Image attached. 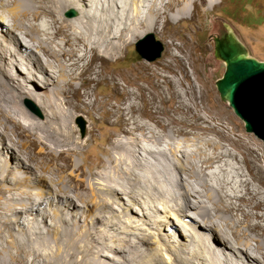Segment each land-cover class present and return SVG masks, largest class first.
I'll list each match as a JSON object with an SVG mask.
<instances>
[{
	"label": "bare ground",
	"instance_id": "bare-ground-1",
	"mask_svg": "<svg viewBox=\"0 0 264 264\" xmlns=\"http://www.w3.org/2000/svg\"><path fill=\"white\" fill-rule=\"evenodd\" d=\"M222 1L0 0V264H264V169L245 138L226 144L218 127L163 123V145L130 101L114 111L120 126L100 170L86 177L73 159L88 138L74 117L94 108L81 87L104 74L97 60Z\"/></svg>",
	"mask_w": 264,
	"mask_h": 264
},
{
	"label": "rangeland",
	"instance_id": "rangeland-1",
	"mask_svg": "<svg viewBox=\"0 0 264 264\" xmlns=\"http://www.w3.org/2000/svg\"><path fill=\"white\" fill-rule=\"evenodd\" d=\"M159 27L161 29L149 30L135 38L123 49L119 57L105 61L98 59L97 64L102 66L104 74L90 82L88 88L81 87L82 91L84 89L91 91L89 99L94 103V108L89 115L82 109L77 110V115H79L77 119L81 118L84 122L83 135L78 120L77 124L75 122L77 116L74 117V125L77 127L74 132L78 139L82 141L81 136H88L87 140L83 141L80 150L73 154V159L81 164L85 176L90 177V173L99 171L100 163L107 161L108 151L112 149L111 141L118 134L120 126V118H117L114 111L118 107L125 109L130 101H134L135 104L133 115L147 123L148 126H155L161 132L160 138L164 140L163 145H167L166 141L169 140L164 130L166 128L162 126L163 123L174 128L175 126L176 128L179 126L189 128L190 123L205 127H218L223 135H212V133L211 135L217 139L222 137L223 143L228 144L231 138H237L236 140L245 138L246 142L258 147L256 150L264 169V141L253 132L245 130L243 121L219 95L215 83L222 76L225 65L214 54L215 38L223 37L227 32L226 28H229L245 44L251 56L264 60V0H223L213 9L201 11L196 8L183 19L164 21ZM149 32L155 33L164 46L162 55L154 60L142 58L135 49L136 42ZM24 40L21 39V42H24L23 45L35 48L29 37L26 41ZM167 41L172 42L167 43ZM36 82L35 87L39 91L42 90L43 85H38L41 82L40 79L37 78ZM50 87L53 88L51 85ZM123 87L132 90L134 94L121 93ZM74 100L77 101L75 98ZM40 110L42 112L40 116L35 114L42 118L43 111L41 108ZM183 136L185 135L176 136V142H180ZM228 146L238 151L235 147ZM238 154L242 156L240 151ZM146 155L153 159L152 155ZM171 156L170 154V160L173 158ZM178 156H180L179 152ZM170 162L169 169H175ZM244 168L247 171V167L244 166ZM49 188L55 191L53 186ZM69 191L67 195L73 197L79 194L80 190ZM39 199V195L36 194L33 200ZM50 204L45 202L43 205L49 208ZM190 212L193 214V211ZM45 217L44 227L50 228L49 220L51 219L48 216ZM37 218L36 222L42 224ZM198 219L204 223L200 217ZM79 223L83 224L82 221ZM98 225L100 226L101 223L99 222ZM110 226L107 230L120 235ZM164 227L165 225L162 229L160 228L162 234L169 235L171 227L169 226L168 229L165 227L167 232L164 231ZM151 229L156 231L154 228ZM203 232L208 233V229L205 228ZM182 236L186 237V234ZM231 236L234 238L233 235ZM220 243L226 244V242ZM150 245L154 246L155 243L151 242ZM251 245L254 246L255 243ZM10 247H12L11 244H9Z\"/></svg>",
	"mask_w": 264,
	"mask_h": 264
},
{
	"label": "water",
	"instance_id": "water-1",
	"mask_svg": "<svg viewBox=\"0 0 264 264\" xmlns=\"http://www.w3.org/2000/svg\"><path fill=\"white\" fill-rule=\"evenodd\" d=\"M75 13L70 8L65 15L74 16ZM226 29L223 37L214 40V54L225 65L222 76L216 80V88L221 98L243 121L245 130L264 141V60L251 56L239 37L231 29ZM135 49L142 58L154 60L162 55L164 46L154 33H149L136 42ZM24 103L40 115L39 108L31 100L26 99ZM78 124L83 135L84 122L81 118Z\"/></svg>",
	"mask_w": 264,
	"mask_h": 264
}]
</instances>
